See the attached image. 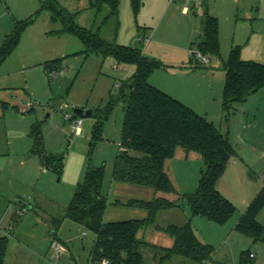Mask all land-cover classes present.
<instances>
[{"label":"rangeland","instance_id":"374dc122","mask_svg":"<svg viewBox=\"0 0 264 264\" xmlns=\"http://www.w3.org/2000/svg\"><path fill=\"white\" fill-rule=\"evenodd\" d=\"M41 2L0 0V46L16 21L32 16ZM185 6L188 12H183ZM95 12L88 5L78 22L96 28L107 9L98 16ZM206 12L218 19L220 50L219 54H207L209 60L203 62L194 54L201 52L198 42ZM49 16L44 11L36 17L23 33L18 48L0 67V236L8 237L4 264L91 263L95 234L71 219H63L88 166L105 167L103 191L111 199L105 221L142 219L143 212L148 215L146 209L114 204L116 200L179 198L151 187L112 180L125 117L124 102L115 105L105 122L102 140L93 142V116L82 118L77 132L78 116L72 117V109L104 107L110 94L117 96L122 83L132 78L136 65L117 63L101 54L87 56L77 35L50 32L62 25L52 23ZM116 21L117 18L110 20L103 36L110 41L118 37L121 44L140 48L144 55L166 67L184 69L177 73L157 69L156 76L163 84L179 90L178 95L193 104L184 103L229 136L237 156L230 159L221 178L227 191L233 193L226 196L241 216L248 206L244 200L252 201L264 188V89L235 110L225 111L224 63L236 46L240 47L242 59L264 63V0H142L137 16L131 0H120L118 36ZM151 44L157 57L151 54V48L147 50ZM171 59L178 62L170 63ZM53 70L57 73L52 74ZM21 97L28 100L27 106L21 104ZM68 113L70 118L66 117ZM47 155L64 157L61 171L52 167L54 163L52 168L46 165ZM195 156L184 166L179 164L180 193H192L199 185L205 163ZM188 206L187 201H182L181 207L164 211L155 224L184 221L183 210H191ZM22 207L26 210L19 216L17 211ZM196 216V221L195 216L192 219L196 234L215 247L213 259L205 264H242L244 252L250 264H264V240L255 241L237 231L235 217L219 224ZM258 220L264 224V208ZM147 228L138 234L150 241L143 233L159 232L151 225ZM53 240L65 242L68 252L59 254ZM143 253L144 264H162L155 261L151 248H144ZM182 263L200 264L178 255L163 262Z\"/></svg>","mask_w":264,"mask_h":264},{"label":"trees","instance_id":"16d2710c","mask_svg":"<svg viewBox=\"0 0 264 264\" xmlns=\"http://www.w3.org/2000/svg\"><path fill=\"white\" fill-rule=\"evenodd\" d=\"M131 4L137 16L142 0H131ZM89 8L95 9L96 16L107 9L96 28H87L78 22L83 11L71 12L60 0H42L32 16L16 21L13 30L6 35L0 47V67L18 48L26 29L44 11L50 13L53 22L62 25L61 29L51 33L77 35L85 45L87 56L101 54L112 57L117 63L135 64L134 75L122 83L119 94H110L104 107L93 109L92 116L96 119L92 131L93 142L103 139L105 122L115 105L124 102L125 117L112 180L151 187L159 192L176 194L179 198L170 200L160 196L151 201L116 200L114 204L146 209L147 217L105 221V212L111 203L102 190L105 167L88 166L69 207L65 209L63 219H71L95 234L90 264H103L104 260L108 264H144V248H151L154 257H158L161 262L178 255L205 264L213 259L215 247L198 237L190 218L183 225H156L158 230L173 237L174 244L171 247L151 244L139 238L138 233L156 222L160 210L180 207L182 201H187L194 216L201 215L219 224L227 223L237 207L220 191L218 183L230 159L237 156V150L229 136L222 133L213 122L150 82L151 74L165 65L144 55L138 47L123 45L116 39L110 41L103 36L112 18H117L115 25L118 33L120 0H90ZM202 22V36L198 42L200 53L204 56L219 54L218 19L206 12ZM224 69L222 106L225 111L235 110L236 104L247 102L251 96L264 89V63L242 59L239 46L232 48ZM178 148L196 152L205 163L199 185L192 193H180L166 171V162L174 157ZM45 159L48 167L55 166L58 171L62 170L64 157L47 155ZM263 208L264 188L249 203L235 229L255 241L264 240V224L258 220ZM7 249L8 237L4 235L0 237V264L5 263ZM242 264H250L246 252L242 255Z\"/></svg>","mask_w":264,"mask_h":264},{"label":"crops","instance_id":"0c3cea01","mask_svg":"<svg viewBox=\"0 0 264 264\" xmlns=\"http://www.w3.org/2000/svg\"><path fill=\"white\" fill-rule=\"evenodd\" d=\"M89 1L90 0H60V2H61V4L65 7V8H67L69 11H72V12H78V11H83V13H82V15H84L85 13H84V10H86L87 9V7H88V5H89ZM183 12H188V6H185L183 9ZM50 17V20H51V15L49 16ZM51 22L53 23V21L51 20ZM56 23H58V22H56ZM61 29V28H60ZM59 30V29H58ZM119 30H120V27H119ZM119 30H118V33H119ZM51 32V31H50ZM118 33H117V36H118ZM9 33H7L6 35H8ZM116 41L118 42L119 40H118V37L116 38ZM120 43V42H119ZM122 43V42H121ZM156 43V42H155ZM2 45V44H1ZM1 47V46H0ZM176 47V46H175ZM149 48H151V50H150V52H151V54L153 55V56H155V57H157V55H155V53H154V50H155V46H153L152 44H151V46H149L148 48H147V50L149 49ZM10 58V57H9ZM209 59V58H208ZM8 60V59H7ZM6 60V61H7ZM170 63H172V62H174V63H176V62H178L176 59L175 60H170L169 61ZM160 69H163V70H172V71H174L175 73H177V72H183V71H185L184 69L181 71V70H179L178 68H175V67H164V68H160ZM149 80H150V82L153 84V85H155V86H157L158 88H160V89H162V90H164L165 92H167V93H169L170 95H172L173 97H175V98H177V99H179V100H181L182 102H184V100H185V102H188L189 104H193V103H191L190 101H188V100H186V99H183L182 98V96L181 95H178V94H180V93H177V91H179V90H177V89H175L174 87H172L170 84L169 85H165V84H163L162 82H160L158 79H157V76H156V70L151 74V76H150V78H149ZM153 82H155V83H157V84H154ZM174 91V92H173ZM257 94V93H256ZM255 95V94H254ZM253 95V96H254ZM252 97V96H251ZM191 98V97H190ZM246 103V102H245ZM186 104V103H185ZM241 104H244V103H240V104H236V107H238V105H241ZM246 128H245V130L246 131H248V129H249V125L248 126H245ZM195 155H198L196 152H193V151H190V152H187V151H185L184 149H182V148H178L177 149V151H176V153H175V155H174V157L173 158H171V159H169L167 162H166V171H167V173L169 174V176H170V178H171V180L173 181V183H174V185H175V187L177 188V190L179 191V188H178V182H179V178H180V175H179V169H178V167L180 166L179 164H182L183 166H184V162H187L189 159H191V158H196V156ZM199 157H200V155H198ZM177 166V167H176ZM181 179V178H180ZM218 187H219V189H220V191L226 196V194H228L229 196H231L233 193H229V192H231V191H227V190H229V189H227L228 187L225 185V182H224V180H222V178L219 180V183H218ZM102 190H103V188H102ZM180 192V191H179ZM103 193L104 194H106L104 191H103ZM107 196H109V195H107ZM229 196H227L228 198H229ZM109 198V197H108ZM109 201L111 202V199L109 198ZM244 202L246 203V206L247 205H249V203L251 202L250 201V199H245L244 200ZM181 204H182V202H181ZM109 206L110 205H108V207H107V209H106V212H105V216L106 215H108L109 214V212H108V210H109ZM181 207V206H180ZM189 207V206H188ZM177 208V207H176ZM175 208H172V209H168V210H160L158 213H157V216H156V221L158 220V219H161V215H163V213H164V211H173ZM189 209H191V207L189 208ZM184 211V213H185V215L181 218L182 220H184V221H180L179 220V223H167V222H172V221H166L165 223H157V224H151V226H153L154 227V229H156V231H158L159 233H157V234H151V235H147V232H148V230H146V232H144L143 233V235L145 236V238L146 237H148V238H150V241H147V242H149V243H151V244H155V245H158V246H162V247H171V246H173V244H174V239H173V237H171L169 234V236H165V235H167V234H163V233H166V232H164V231H162V230H158L157 228H156V225H160V226H168V225H170V224H176V225H183V224H185L187 221H188V219L190 218L191 219V222H192V219H193V217H194V215H192V210H189L190 212H188V209H184L183 210ZM244 212V211H243ZM236 213V212H235ZM147 212L145 213V212H143V215H144V217L143 218H145V217H147ZM173 214V213H172ZM191 214V215H190ZM243 213H241V215H242ZM233 217H235V218H233V219H235V220H237L236 221V223L238 222V220H239V218L241 217L239 214H238V212L236 213V214H234L233 215ZM171 220H172V218H171ZM177 220V219H176ZM197 220V216L195 215V220L194 221H196ZM150 226V225H149ZM147 229H149V228H147ZM141 231V230H140ZM147 235V236H146ZM4 236V235H3ZM0 237H2V236H0ZM138 237H139V234H138ZM140 238V237H139ZM61 241V240H60ZM146 241V240H145ZM63 244H65L66 245V243L65 242H63V241H61ZM205 242V241H204ZM67 246V245H66ZM68 247V246H67ZM7 254V253H6ZM6 258V257H5ZM154 259H155V261L157 262V263H162L163 264V262H161L160 261V259L157 257V258H155L154 257ZM165 262V261H164ZM183 262H185V261H183ZM182 264H184V263H182Z\"/></svg>","mask_w":264,"mask_h":264},{"label":"built area","instance_id":"2783aa9c","mask_svg":"<svg viewBox=\"0 0 264 264\" xmlns=\"http://www.w3.org/2000/svg\"><path fill=\"white\" fill-rule=\"evenodd\" d=\"M194 55H195L196 57H198V58H201L203 62H207V61L209 60L207 56H204V55H202L201 53H195ZM51 73H52V74H56V73H57V70H53ZM66 117H67V118H70L71 115L68 113V114L66 115ZM82 122H83V121H82V118L78 117V118H77V121H76V123H75V128H76L77 132H80ZM25 210H26V208H25V207H22L21 209H19V210L17 211V214L20 216V215L23 214V212H24ZM53 245L55 246L56 251H57L59 254H62V253L68 252V247H67L65 244H63L61 241H55V240H53ZM250 256L253 257V253H251ZM103 264H108V261H107V260H104V261H103Z\"/></svg>","mask_w":264,"mask_h":264},{"label":"water","instance_id":"95a60500","mask_svg":"<svg viewBox=\"0 0 264 264\" xmlns=\"http://www.w3.org/2000/svg\"><path fill=\"white\" fill-rule=\"evenodd\" d=\"M19 101L21 102V104H22L23 106H27V105H28V100H27L25 97H21V98L19 99ZM72 111H73V115H76V116H78V117H80V118L91 117V116L93 115V109L85 110L84 108L74 107V108L72 109ZM250 176H251L252 178H254V175H253V174H250ZM50 234L53 235V234H54V231L51 230V231H50Z\"/></svg>","mask_w":264,"mask_h":264}]
</instances>
